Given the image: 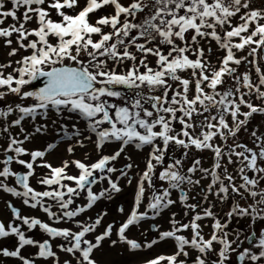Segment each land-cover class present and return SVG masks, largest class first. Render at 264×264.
Here are the masks:
<instances>
[{
    "label": "snow or ice",
    "instance_id": "1",
    "mask_svg": "<svg viewBox=\"0 0 264 264\" xmlns=\"http://www.w3.org/2000/svg\"><path fill=\"white\" fill-rule=\"evenodd\" d=\"M105 8L111 11L96 15ZM207 41L221 51L215 62ZM0 47L8 57L0 62V100L11 94L20 101L0 105V192L39 208L54 224L71 222L54 227L7 201L11 219L0 221V241L12 238V244L0 243V258L100 264L96 252L109 241L131 252L171 245V254L144 264H234L233 256L239 264H264V227H255L264 224V134L251 132L254 148L236 142L254 114L264 115V0L258 6L257 0H0ZM245 49L247 55H239ZM242 63L255 69V79L238 74ZM226 80L231 86L224 87ZM64 113L76 115L70 127L60 122ZM57 125L52 141L27 147ZM85 141L94 161L88 152L83 159L62 158L58 166L47 159L61 142L72 157ZM108 144L118 147L105 154ZM173 145L184 150L181 157L168 155ZM129 146L147 149L142 170L134 171ZM192 149L211 153V166L195 159L182 171ZM121 158L126 163L117 167ZM13 178L22 190L12 186ZM32 179L46 190H36ZM121 180L135 181V189L131 211L118 226L103 223L107 211L77 219L121 193ZM103 182L107 187L94 191ZM236 197L252 202L242 205ZM229 201L221 214L217 209ZM117 211L125 214L123 207ZM165 213L168 229L153 222L141 232L143 241L128 237L132 226ZM245 219L250 232L239 227ZM22 226L47 238L30 237ZM148 232L156 235L148 239ZM29 246L34 255L25 251Z\"/></svg>",
    "mask_w": 264,
    "mask_h": 264
},
{
    "label": "rangeland",
    "instance_id": "2",
    "mask_svg": "<svg viewBox=\"0 0 264 264\" xmlns=\"http://www.w3.org/2000/svg\"><path fill=\"white\" fill-rule=\"evenodd\" d=\"M111 9L110 8H105V9H101L99 11L98 14L96 15H103L106 14L108 12H110ZM53 18L57 19V17L55 16V13H52ZM211 43V45L213 46V51L215 53V55L213 56V62H215L216 56L221 55V52H218L216 50H218L215 46V42H211V41H207L205 42V47H207V45ZM247 49H245V51L243 53H239V55H247ZM23 54V53H22ZM3 56H6L7 58V50L3 49L2 47H0V60L2 59ZM13 59H19V57H14ZM66 63H70V62H66ZM260 66L262 67V69H264V60L260 61ZM249 67H251L250 65H247L245 63H242L237 71L240 69V71L238 72V74H242L245 72H250L251 76L253 79L256 78V74H255V69L253 68V70H250ZM8 71H11V69H9ZM232 81L231 80H226L224 87H228L231 86ZM25 90H33L30 87H26ZM246 91V89H245ZM19 98L16 96H13L11 94H9L7 97H5L4 100H0V105H7V104H15V103H19ZM118 102V101H117ZM253 102L254 103H260V101L255 100V98L253 97ZM24 103L26 104H30L32 103L31 100L25 101ZM243 111H247V109H242ZM71 115L72 119H67V117ZM64 119H61V123H65L68 124L69 127L72 123L76 122V115L75 114H68V113H64L63 114ZM200 119V118H197ZM230 119V118H229ZM241 119H243V117H241ZM79 126L81 128V130H84V128L86 127L85 122L83 120L79 121ZM26 127H29L28 125H26ZM175 127L177 128V130L179 131L180 125L176 124ZM253 130L257 131V135L260 134H264V115H258V114H254L253 117L251 118L250 122L247 125V131H245L243 128L237 133V137H236V142L237 143H241V144H245L248 147L254 148L255 145L253 144V139L251 137V132ZM56 131H59L58 125L56 127L55 130L51 131L50 134L47 137L38 139L36 141V143L34 145H27V147H37L42 143V140L47 139L49 141H52L55 138L56 135ZM199 131V129H197V132ZM62 134V133H61ZM94 138V137H93ZM229 144H232L233 141L231 139H229L228 141ZM118 147V144H108L105 147V154H109L112 151H114L116 148ZM183 149H177L174 145L170 147L169 149V156H175L176 158L181 157V155L183 154ZM239 151V149H238ZM88 152L90 157L92 158V160L94 161L96 158V153L93 150V146L88 142L85 141V148L81 149L79 147L76 148L75 150V154L74 156L70 157L68 155V153L66 152V142H61L58 146V148L54 151V153H52L51 155H49L47 157V159L53 163L54 166H58L60 163V160L63 159H83L84 157V153ZM127 153L129 155L132 156L133 161L135 162V164L138 166L136 169H134V171H139L142 170L145 167V158L147 155V149H145L143 152H137L134 148H132L131 146H129V148L127 149ZM210 155L209 158L210 160L208 162H210V166L212 163V159L211 156L212 154L204 151V152H200L197 151L195 149H192L189 152L188 157L184 160L183 162V169L182 171H186L188 167L191 166L192 161L195 159H202L203 161L205 160L207 155ZM170 161H168L167 159L165 160V164L169 163ZM123 163H126V161L123 160V158H121L116 166L120 167ZM208 166V167H210ZM261 166H264V164H262ZM207 167V166H206ZM23 171V170H21ZM46 170L43 169H37V173H43ZM70 173H74L77 172V170L70 169L69 170ZM249 175L251 176L252 174L249 173ZM113 179H115V175L113 176ZM31 185L38 191H43L46 190L45 186L39 185L36 183V181L34 179H32L31 181ZM155 183L157 184V186H159L162 182L160 181H155ZM203 183H207V181H204ZM120 185L123 189V191L119 194H115L113 200L108 201V200H101L98 201L92 209H90L88 212L84 213L81 215V217H78L77 219H83V220H87L89 217L91 218H95V215L98 212L101 211H107L108 215L105 217L104 220V224L106 225L107 223H112V222H116L117 226L119 225V222L123 221L126 218V215L128 212L131 211V208L133 206V197H134V189H135V181L133 182V184L131 186L127 185L126 181L121 180L120 181ZM12 186L17 187V190H22L19 188L18 185H15L14 183V178H13V183ZM261 187H264V182H261ZM101 187H107V183L103 182L102 184L99 185H95L94 186V191L99 190ZM150 194V193H149ZM176 193H173V197L175 198ZM236 200H238L242 205H245L246 203H251V199H249L247 202L244 200H241L240 197H236ZM7 201H11L13 203L14 207H17L22 215H30V216H35L37 218H40L43 222H47L49 223L51 226L54 227H68L71 226V222H61L60 224H54L52 221H50L47 217V215L45 213H43L39 208L37 209H31L28 208L27 206H24L22 204V201L19 198L16 197H12L10 194H5L0 192V221H9L11 219V213L10 210L7 209L6 207V202ZM147 201H145L146 203ZM77 204H86V200L82 199V198H78L77 199ZM231 204V201H229L228 203H225L224 205H222L220 208H218L217 210L221 211V214H223V212H227L229 210V206ZM118 207H123L125 209V214H121L117 211ZM55 211V209H53ZM141 211L143 210L142 208L140 209ZM175 211L180 212L179 207L177 206L175 209H173ZM180 214L182 215V212H180ZM167 213L164 214V219L161 218H157L156 221H143L141 222V226L138 229L136 226H132L130 228V230L128 231L127 235L129 238L131 239H136L138 242L143 241L145 239L144 236H141V232L142 231H148L149 229V224L151 223H157L160 224L162 227V230H166L168 229L170 226L167 223ZM19 223V222H17ZM207 223V221H206ZM247 224L248 221L247 219H245L244 221H242L239 224V227L241 229H246L247 231H251V229L247 228ZM236 221L234 220L232 223V227H236ZM257 232H259L261 227H264V224L261 223H257L255 225ZM22 230L26 231V234L30 237H33L35 239H42V238H47L46 236H44L43 233H41L39 231V229H34L31 232H28L26 229V226H22ZM206 231H209L208 228L205 229ZM99 231H103V228L98 229ZM156 235V233H151L148 232V239H151L152 237H154ZM115 238V237H113ZM0 243H3L7 246H10L12 244V238H8L6 241H0ZM55 243H60L59 240L54 241ZM244 247H248L247 242H245V244L243 245ZM55 251L58 252V255L60 256L61 260L65 259L67 254L65 253H61L59 252L58 249H55ZM26 252H29L31 254H35L36 249L29 247H26L25 249ZM154 252V253H153ZM172 252V247L170 244H160L158 246H154L151 249H145L142 251H136V252H131L129 250H127L126 246H124L123 244H117L116 246H110V242L109 241H105L103 244L102 249L98 250L96 252V258L99 260L100 264H134L135 262H139L138 264H144V261L147 260L148 258L152 257L155 255V257L157 255H168L171 254ZM140 254V255H139ZM212 257H210L211 259ZM233 259L234 264L235 263V259ZM138 260V261H137ZM0 261L5 262V264H19L18 261H16L14 258H0ZM37 264H46V262H44L43 260H38Z\"/></svg>",
    "mask_w": 264,
    "mask_h": 264
},
{
    "label": "bare ground",
    "instance_id": "3",
    "mask_svg": "<svg viewBox=\"0 0 264 264\" xmlns=\"http://www.w3.org/2000/svg\"><path fill=\"white\" fill-rule=\"evenodd\" d=\"M8 59V57L6 58V56H3L2 57V59L0 60V62H3V61H6ZM209 154L206 156V158H205V160L203 161V166H210V162H208L209 160H210V158H209ZM206 184V183H205ZM210 230V229H209ZM206 231V230H205ZM154 253V252H153ZM140 255V254H139ZM155 257V255L154 256H152V257H150V258H148V259H152V258H154ZM138 261V260H137ZM139 262H135L134 264H138Z\"/></svg>",
    "mask_w": 264,
    "mask_h": 264
},
{
    "label": "flooded vegetation",
    "instance_id": "4",
    "mask_svg": "<svg viewBox=\"0 0 264 264\" xmlns=\"http://www.w3.org/2000/svg\"><path fill=\"white\" fill-rule=\"evenodd\" d=\"M258 5H259V0H257V6H258ZM211 42H213V41H211ZM216 51L221 52L220 50H216ZM249 69H250V70H253L252 67H249ZM239 71H240V69L238 70V72H239ZM232 258L235 259V256H233ZM235 263H236V264H239V262H236V261H235Z\"/></svg>",
    "mask_w": 264,
    "mask_h": 264
},
{
    "label": "water",
    "instance_id": "5",
    "mask_svg": "<svg viewBox=\"0 0 264 264\" xmlns=\"http://www.w3.org/2000/svg\"><path fill=\"white\" fill-rule=\"evenodd\" d=\"M36 84V87H42L43 86V81H39V82H34Z\"/></svg>",
    "mask_w": 264,
    "mask_h": 264
}]
</instances>
